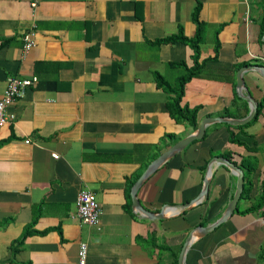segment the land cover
I'll return each instance as SVG.
<instances>
[{
  "label": "crops",
  "instance_id": "crops-1",
  "mask_svg": "<svg viewBox=\"0 0 264 264\" xmlns=\"http://www.w3.org/2000/svg\"><path fill=\"white\" fill-rule=\"evenodd\" d=\"M197 5L205 26L199 60L214 54L216 40L219 49L184 85L181 104L200 107L191 127L170 116L169 92L154 72L175 84L185 71L174 62L192 66V49L154 40L179 27L192 37ZM248 8L245 23L244 0H0V96L10 75L37 78L0 128V264H77L80 242L88 246L86 264H178L188 233L215 222L235 191L236 176L211 163L214 156L257 164L250 199L239 203L251 205L264 169V76L255 69L242 74L245 93L262 107L254 122L239 124L254 150L229 141L238 125L212 122L137 190L140 203L163 210L164 219L144 218L131 198L148 165L202 119L248 115L249 103L233 100L238 70L264 66V0H248ZM28 32L35 45L24 52ZM208 166L206 196L188 205L202 192ZM83 189L101 205L97 226L74 216ZM30 225L36 232L13 252ZM184 264H264V206L233 212L194 239Z\"/></svg>",
  "mask_w": 264,
  "mask_h": 264
},
{
  "label": "trees",
  "instance_id": "trees-1",
  "mask_svg": "<svg viewBox=\"0 0 264 264\" xmlns=\"http://www.w3.org/2000/svg\"><path fill=\"white\" fill-rule=\"evenodd\" d=\"M193 19L196 23V32L192 37H187L183 34L181 27H179V31L176 34L169 35L166 37L158 38L155 39L154 42L156 43H176V42H181L186 45H188L192 49V59H193V65L192 66H187L184 60L180 61H175L174 64L181 66L184 68L185 73L178 77V80L176 81L175 84L171 85L168 83V81L164 78L162 74L159 72H154V78L156 82L164 87L167 92H169V99L166 102V107L167 110L172 118H174L178 122H183L191 127H195L197 125V113L199 111V106H194V107H189L188 105H182L181 100L182 96L184 95V85L185 83L190 80L193 76L197 75L202 67L204 66V63L207 60H215L217 58L218 54V49H219V42L216 40L215 45H214V54L209 57L208 59L204 60H199L200 57V44L203 40V35H204V22L199 20V5H197L193 11ZM262 28L264 27V16L261 22ZM219 31H216L218 33ZM245 102L242 98L234 94V100L233 102ZM262 107L261 105H258L256 109V113L253 116V118L247 123L250 124L256 120L258 117L260 110ZM226 112V111H225ZM238 128L237 132H230L229 133V141L232 143H236L239 145L245 146V148L249 151L254 150L255 148V140L254 137L243 131L244 125H238L236 126ZM167 137L170 138L171 135L167 134ZM252 144V145H251ZM224 157L230 158L229 154H223ZM237 164L239 167H241L244 171V187L243 191L241 193L240 199L237 203V206L235 208L234 212H239V213H249L254 210H259L264 206V169L262 171V179H261V190L257 194L256 197L253 198V201L251 205L246 207L245 209H240L239 203L241 199H250V192L253 187V181L251 180V174L254 173L256 170L257 164L250 159H242L239 163L234 162ZM30 227H26L22 233V235L17 239L11 246V250L14 252L18 249L19 245L24 241V239L31 234L32 232H36L33 229H30ZM44 231H41L40 233H43Z\"/></svg>",
  "mask_w": 264,
  "mask_h": 264
},
{
  "label": "water",
  "instance_id": "water-1",
  "mask_svg": "<svg viewBox=\"0 0 264 264\" xmlns=\"http://www.w3.org/2000/svg\"><path fill=\"white\" fill-rule=\"evenodd\" d=\"M264 42V30H263V38ZM246 69H255L258 71L261 75L264 76V66H258V65H251V66H246L242 67L238 70L237 72V82H236V92L237 95L244 99L246 102L249 103L250 106V111L248 115L242 119H234V118H228V117H206L200 121L199 126L196 127L195 131L192 132L191 134L185 136L184 138H181L178 140L175 144H173L170 148H168L166 151H164L161 155H159L157 158H155L146 168V170L141 174V176L135 181L131 188V198H132V206L136 209V211L140 214L143 215L144 218L146 219H164V211L160 210L157 213L151 212L147 210L137 199L136 193L140 185L163 163L165 162L169 157L175 155L176 153L180 152L186 145H188L190 142L193 140H198L203 137L204 132H205V127L212 123V122H227L229 124L233 125H239V124H245L246 122L250 121L253 116L256 113L257 109V102L252 98L251 95H249L247 92V89L245 87V82L243 80V72ZM213 161L218 162L220 164L225 165L228 167L233 174L236 176V182H235V191L233 193L232 198L230 201L227 203L222 215L218 217V219L211 223L209 226H201V227H194L187 235L184 244L182 246V249L180 251L179 257H178V264H184V258H185V253L192 243L194 239H196L199 236H202L204 233L207 231L211 230L215 226L219 225L220 223L226 221L230 215L234 212L237 203L240 199L241 193L243 191V184H244V171L241 167H239L237 164H235L233 161L224 158V157H218L214 156L210 162L212 163ZM204 181H203V189L202 192L199 194V196L194 199L193 201L189 202L188 205H191L195 202H198L202 197L206 196V192L208 189L209 185V178L211 176V171L209 166L207 167V171L204 175Z\"/></svg>",
  "mask_w": 264,
  "mask_h": 264
},
{
  "label": "built area",
  "instance_id": "built-area-1",
  "mask_svg": "<svg viewBox=\"0 0 264 264\" xmlns=\"http://www.w3.org/2000/svg\"><path fill=\"white\" fill-rule=\"evenodd\" d=\"M246 4L245 23L249 22L248 0ZM35 5V3H33ZM23 51L27 52L35 45L34 33L28 32L23 35ZM264 62V57H259ZM37 78H22L16 75H10L6 79V87L0 96V128L15 118V115L8 112V107L17 99L24 96L27 87L35 84ZM102 209L93 191L83 189L78 193L76 200V216L82 223L89 226H97L100 223ZM87 243L80 242L77 249V264H86Z\"/></svg>",
  "mask_w": 264,
  "mask_h": 264
},
{
  "label": "rangeland",
  "instance_id": "rangeland-1",
  "mask_svg": "<svg viewBox=\"0 0 264 264\" xmlns=\"http://www.w3.org/2000/svg\"><path fill=\"white\" fill-rule=\"evenodd\" d=\"M182 72H184L183 70H181V72L180 73H182Z\"/></svg>",
  "mask_w": 264,
  "mask_h": 264
}]
</instances>
